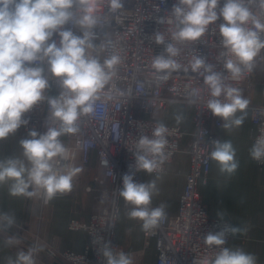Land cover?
<instances>
[{
	"label": "clouds",
	"instance_id": "1",
	"mask_svg": "<svg viewBox=\"0 0 264 264\" xmlns=\"http://www.w3.org/2000/svg\"><path fill=\"white\" fill-rule=\"evenodd\" d=\"M99 4L100 0H0V141L15 135L21 126H27L29 120L24 116L34 106L44 101L48 106L46 131L30 130L29 138L19 141L20 156L0 159V186L8 184L9 195L13 197L31 198L42 193L46 200H52L58 194L71 192L74 178L83 171L82 167L68 162V150L60 137L79 132L81 117L94 112L100 94L117 76L122 62L115 52L102 61L97 53V49L103 51L112 46L111 41L94 43L97 36L93 29L106 25L99 15ZM219 5L220 0H177L170 11V22L175 26L171 39L160 32L153 36L154 42L165 48L163 54L153 57L151 67L157 79L166 81L182 69L176 59L180 53L177 43L192 45L200 41L210 26L222 18L224 22L218 24V33L224 51L217 59L223 61L228 75L215 71V65L197 54L190 60L189 68L183 70L203 76L209 95L206 109L221 119L223 129L232 130L243 125L250 101L227 81L242 79L252 73L258 61H264L261 55L264 0H224L223 7ZM106 7L109 14L116 16L122 12L123 0H107ZM158 22L163 23L164 18ZM65 25L79 27L82 35L74 34ZM54 35L59 37L58 41L53 39ZM49 74L58 81L61 89L58 96L46 95ZM189 95L199 99L200 89H193ZM175 119L180 123L183 117L178 114ZM167 132L161 122L151 136L138 138L136 150L132 151L136 172L159 174L163 170L168 158ZM211 144L210 158L220 172L234 174L239 162L233 143L217 139ZM250 156L256 162H264V134L256 139ZM103 163L107 166L108 162ZM134 175L132 172L123 176L119 196L130 206L128 218L139 220L142 230L149 232L166 217L165 204L151 207L152 197L159 192L156 182L159 175L146 183L135 182ZM217 215L222 219L225 213ZM15 219L12 214L0 212V232L15 224ZM244 232L246 229L240 226L226 225L204 236L205 244L216 246L218 251L214 258H205L202 264H257L255 254L224 246L226 234ZM18 242V238L9 236L5 243ZM98 242L106 264H133L130 254L114 252L110 243ZM40 251L42 247L30 246L27 251H18L15 258L8 257L7 264H36L35 257Z\"/></svg>",
	"mask_w": 264,
	"mask_h": 264
},
{
	"label": "built area",
	"instance_id": "2",
	"mask_svg": "<svg viewBox=\"0 0 264 264\" xmlns=\"http://www.w3.org/2000/svg\"><path fill=\"white\" fill-rule=\"evenodd\" d=\"M106 3L107 0H100L99 15L106 25L93 29L97 36L94 43L112 42V46L103 51L97 49V53L101 61L113 52L120 55L122 62L118 66V74L100 94L101 99L94 105V112L81 117L79 132L65 134L60 139L68 150V162L71 164L79 160L84 168L88 169L93 155H97L98 162L104 170V177L98 178L97 182L99 188L109 183V189L102 191V198L109 199L110 205L92 214L88 222L77 219L71 221L70 229L84 230L89 235V243L83 253L50 251V258L54 260L53 264H106L100 251L101 243L98 241L110 243L114 252L127 253L116 240L119 214L123 208L130 207L119 196L122 178L126 173L135 172V182L144 183L142 174L148 173L136 172L134 169L135 143L141 135L151 136L157 123H161L162 112L170 103L178 102L185 105L193 115L194 131L191 133V141L186 151L190 156V171L186 175L178 213L175 216L166 215L155 229L144 231V237L147 244L150 240H155L157 264H202L205 258H214L218 251L216 246L205 244L204 236L216 233L226 225L232 226L228 220L209 216L200 193V185L206 183L213 162L210 158L213 148L211 142L221 140L214 133L213 127H221L222 121L205 107L209 95L203 85V76L183 69L189 68L190 60L197 54L206 62L215 65V71L228 75L223 61L217 59L224 51L218 33V24L224 21L220 18L216 25L210 26L200 41L192 45L177 43L180 53L176 59L182 65V69L174 72L166 81H161L153 74L151 63L154 56L164 53L165 45L156 44L153 36L160 32L164 33L166 39H171V32L175 30V26L170 22V11L177 0H123L122 12L116 16L108 13ZM223 4L224 0H220L219 7H223ZM253 10L258 11V8L253 6ZM162 18L164 22H158ZM68 27L72 28L74 34L82 35L79 27L65 25V28ZM53 39L58 41L59 37L54 35ZM261 55H264V50ZM48 80L50 86L46 90V95L58 96L61 90L58 81L50 74ZM263 82L264 61H258L252 73L245 74L242 79L227 81L241 92L243 90L250 92L257 84ZM193 89H200L199 99L189 95ZM108 95L112 98L107 99ZM190 100L195 102L189 103ZM249 108L252 111L254 144L256 139L264 134V105H253ZM47 116L48 106L44 101L25 114L24 118L28 119L29 123L23 127L26 131L35 129L43 133L46 131ZM165 126L168 129L166 133L168 144L165 148L168 158L159 174L166 172L168 163L181 152L180 141L187 135L180 126ZM104 160H107V166L104 165ZM257 163L264 165V162ZM93 190L94 187H87V191ZM67 194H58L56 197ZM37 197L44 204L50 201L46 200L42 193ZM151 207H157L153 201ZM232 239L233 234H226L227 243L224 246L227 247Z\"/></svg>",
	"mask_w": 264,
	"mask_h": 264
},
{
	"label": "crops",
	"instance_id": "3",
	"mask_svg": "<svg viewBox=\"0 0 264 264\" xmlns=\"http://www.w3.org/2000/svg\"><path fill=\"white\" fill-rule=\"evenodd\" d=\"M242 95L249 99V106L264 105V82L257 84L250 92ZM183 119L177 123L176 115ZM160 122L170 126L182 127L187 135L180 141L181 152L168 163L166 172L159 175L142 174L144 183L156 179L158 194L152 197L156 206L166 205V215L175 216L184 192L186 175L190 171V156L186 152L194 131L193 115L183 104L170 103L162 112ZM221 141L230 140L236 149L239 167L232 175L222 174L215 161L206 183L200 185V193L207 206L209 216L221 219L217 213L223 212L221 220H228L234 227L246 229L243 234L233 235L229 248H241L255 254L257 264H264V165L255 162L250 156L252 140V111L248 107L244 123L239 128L225 130L213 127ZM21 126L15 135L0 141V159L20 156L19 141L29 138ZM83 171L74 179L72 191L58 196L44 204L37 196L13 197L9 195L8 184L0 186V212L15 216V224L0 232V264H7V258H15L20 250L27 251L30 246L43 248L36 254V264H53L50 251L83 253L89 243V235L84 230L70 229L72 220L88 222L91 215L110 205L109 199L102 198V191L109 189V183L99 188L98 178L104 177V170L93 155L91 164L85 169L79 160L73 164ZM95 188L87 191V187ZM129 208H123L116 224V240L133 259V264H157L155 240L147 244L139 220L127 216ZM9 236L18 238V243L7 245Z\"/></svg>",
	"mask_w": 264,
	"mask_h": 264
}]
</instances>
